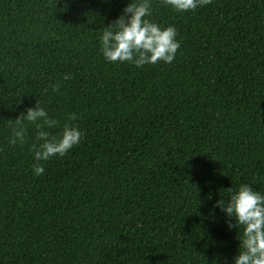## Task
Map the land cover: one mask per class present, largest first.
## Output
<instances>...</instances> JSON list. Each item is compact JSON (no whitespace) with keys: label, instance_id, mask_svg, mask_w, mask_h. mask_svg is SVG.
Segmentation results:
<instances>
[{"label":"trees","instance_id":"16d2710c","mask_svg":"<svg viewBox=\"0 0 264 264\" xmlns=\"http://www.w3.org/2000/svg\"><path fill=\"white\" fill-rule=\"evenodd\" d=\"M130 2L0 0V264L236 255L239 230L214 204L244 183L264 192V0L190 12L151 0L149 19L175 27L180 48L171 64L139 68L100 53ZM36 101L58 121L51 133L83 132L38 177L35 126L23 147L8 144L12 120Z\"/></svg>","mask_w":264,"mask_h":264},{"label":"clouds","instance_id":"9594fccd","mask_svg":"<svg viewBox=\"0 0 264 264\" xmlns=\"http://www.w3.org/2000/svg\"><path fill=\"white\" fill-rule=\"evenodd\" d=\"M212 0H160L163 6L176 12H190L203 7ZM151 0H131L121 14L99 37L100 53L108 63H129L135 67L158 62L171 64L176 58L180 41L177 30L169 25L162 27L153 22ZM68 80L71 77L64 74ZM59 83L52 85L53 91ZM76 113H69V120H76ZM8 144L23 147L28 143L27 125L35 126V137L28 145L34 160L32 173L40 176L45 172L42 161L53 157H64L70 149L80 144L83 132L76 126L64 125L58 134L50 129L57 127L58 121L37 101L34 107L26 108L12 120ZM214 207L226 219L228 230L235 229L238 235L237 252L231 264H264V192L254 190L250 184H240L230 190L228 199L215 201ZM237 237V236H236ZM224 264H228L227 258Z\"/></svg>","mask_w":264,"mask_h":264}]
</instances>
